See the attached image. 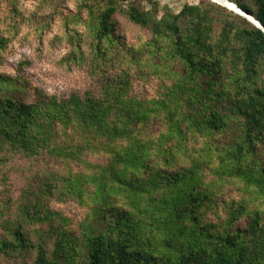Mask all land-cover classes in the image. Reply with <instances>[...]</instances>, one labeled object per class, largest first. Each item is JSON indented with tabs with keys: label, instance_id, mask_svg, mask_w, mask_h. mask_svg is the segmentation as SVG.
<instances>
[{
	"label": "trees",
	"instance_id": "1",
	"mask_svg": "<svg viewBox=\"0 0 264 264\" xmlns=\"http://www.w3.org/2000/svg\"><path fill=\"white\" fill-rule=\"evenodd\" d=\"M229 1L264 26V0ZM117 15L148 29L150 41L122 44ZM86 27L101 96L30 95L26 80L0 74V150L86 166L40 178L18 219L4 222L0 255L34 251L32 264H264V31L213 0L161 19L100 0ZM75 50L83 61L82 45ZM148 76L171 84L156 100L130 96L133 80ZM88 153L107 164L91 165ZM228 179L243 194L215 223L208 216L220 219L218 188ZM67 198L89 208L78 230L48 204Z\"/></svg>",
	"mask_w": 264,
	"mask_h": 264
},
{
	"label": "rangeland",
	"instance_id": "2",
	"mask_svg": "<svg viewBox=\"0 0 264 264\" xmlns=\"http://www.w3.org/2000/svg\"><path fill=\"white\" fill-rule=\"evenodd\" d=\"M99 1L0 0V42L4 40L6 43L4 46L0 43V74L26 80L30 95L38 89L47 96L58 98H68L73 94L82 96L86 92L101 96L104 82L91 69L90 33L86 27L88 13L96 10ZM116 1L120 8H138L152 13L157 19L165 14H179L185 6L205 3V0ZM115 19L116 36L122 44L138 48L150 41L152 34L148 29L131 23L122 15H117ZM78 44L82 45L85 52L83 61L76 54ZM105 70V76H114L117 72L116 68ZM164 84L171 83L152 76L137 77L133 80L129 95L145 102L156 100L163 95ZM87 158L93 166L107 164V158L103 156L88 153ZM85 167L81 164H67L47 154L27 158L5 148L0 150V237L5 233L4 222L18 219L25 195L38 184L41 177L53 173L60 178L67 176L70 171L75 174L85 172ZM213 179V176L208 177V181ZM218 190L219 203L216 210L220 219L213 214L208 216V220L215 223L226 220L225 203L239 200L244 189L239 182L228 179L219 183ZM48 204L52 210L60 212L75 230H78L89 212L85 204L74 198L51 199ZM247 223V219H241L237 226L244 229ZM39 227L29 226V229ZM35 256L34 251L29 256L5 258L0 255V264H32Z\"/></svg>",
	"mask_w": 264,
	"mask_h": 264
},
{
	"label": "water",
	"instance_id": "3",
	"mask_svg": "<svg viewBox=\"0 0 264 264\" xmlns=\"http://www.w3.org/2000/svg\"><path fill=\"white\" fill-rule=\"evenodd\" d=\"M213 1L227 7L228 9L234 11L235 13L242 16L243 18H246L248 21L253 23L256 27H258L262 31H264V26L258 20H256L254 17L250 16L248 13L242 11L237 5L230 2L229 0H213Z\"/></svg>",
	"mask_w": 264,
	"mask_h": 264
}]
</instances>
